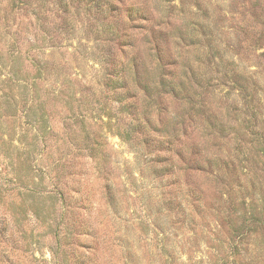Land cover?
<instances>
[{
    "label": "rangeland",
    "instance_id": "rangeland-1",
    "mask_svg": "<svg viewBox=\"0 0 264 264\" xmlns=\"http://www.w3.org/2000/svg\"><path fill=\"white\" fill-rule=\"evenodd\" d=\"M109 1L142 9L122 39L77 0H0V264H264V0ZM127 44L146 135L100 93Z\"/></svg>",
    "mask_w": 264,
    "mask_h": 264
},
{
    "label": "trees",
    "instance_id": "trees-1",
    "mask_svg": "<svg viewBox=\"0 0 264 264\" xmlns=\"http://www.w3.org/2000/svg\"><path fill=\"white\" fill-rule=\"evenodd\" d=\"M77 1L79 2V5L75 7L82 8L84 10V13H87L88 16H94V17H98V18H102L106 20L105 24L103 25L105 27V31L108 32L110 35H115V37L118 35L120 39L128 35L126 31L124 30L121 32H118L112 20L113 19L125 20V22H127V21H130L131 19L140 18L143 15L142 9H138V8L127 9V14H125L124 16L125 19H122V17L118 13L119 7L117 6L115 2H112L109 0H104V1L102 0H77ZM69 4H71V0H62L63 13H67L66 8H68ZM34 16L36 20L37 19L40 20L39 15L37 16L36 14ZM118 36L116 38H118ZM107 39H112V37H109ZM126 47L130 48V50L119 49L120 50L118 52L119 55H116L114 53L115 56H113L107 53V51H105L104 53L100 55L99 57L100 59L98 62L100 64V67L98 68V71H101L105 79V85L101 87L100 93L102 94L104 92H111L112 95H117L118 97H120V99L119 98L115 99V101L121 104V109L123 110L122 118H124L123 120L125 121V127H126L125 130L127 134L131 133L133 135L136 134V136H138V134L142 135V133L144 132L146 135L147 132L143 130L144 123L142 124V121L138 115V111L134 110L135 108L134 101L136 99V95L131 93L132 90L129 85V82H132L135 85H137L139 81V77H136L138 73V70H137L138 69L137 68L138 56H137V52H134L131 49L132 45L127 44ZM155 50H157V48ZM157 51H159V49ZM47 57L51 58V54H48ZM70 67H71V63H69L68 61H64L62 59H55V58L52 59V74H54L55 70H59L61 68H65L64 73L66 74V70L70 69ZM160 82L162 83V81ZM143 88L144 90H147L145 85ZM135 129H138V133H134ZM181 149L184 150L183 148H180L179 150ZM91 158L93 159V156ZM59 159L60 158H57L56 160L59 161ZM208 162H210V158H208ZM101 179L103 182L108 181L107 178L105 177ZM62 184H65V183L59 180L58 175L52 176V190H49L48 192H52V207L53 208L60 207L64 209L63 202H62L63 200H61V196H63ZM111 198L113 197L111 196ZM163 200L159 197V198H155L154 202L155 203L165 202L164 204H166L167 206V211H171L172 210L171 208L172 200L169 198L165 199L164 201ZM184 209L186 210V207ZM58 214L59 215L57 217L55 216L52 222L54 224L56 234H59L61 232V226L66 223L65 220L63 219L64 213L61 212ZM243 218H245V216ZM248 218L249 219L243 220V223L246 224L247 228H241L240 226H238L235 229H233L234 234L237 235L238 237V242L231 246L229 244L227 245L228 247L231 248V252L232 250H234V252L236 253L239 252V243H242L243 239H245L244 236L245 235L247 236L250 232L254 230L255 227H257L258 225H261L263 222L259 214H257L256 212H250ZM246 220L248 221L246 222ZM249 224L251 226H249ZM236 256L238 258L241 257L238 255ZM204 261H205L204 258H201L198 261H189L187 264H203ZM183 264H186V263H183ZM223 264H237V260L235 257H233L231 259H228L227 261L224 260Z\"/></svg>",
    "mask_w": 264,
    "mask_h": 264
}]
</instances>
